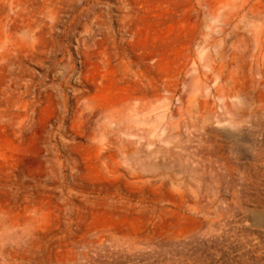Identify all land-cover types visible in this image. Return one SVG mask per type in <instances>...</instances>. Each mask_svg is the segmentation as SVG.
Wrapping results in <instances>:
<instances>
[{"label": "rangeland", "instance_id": "374dc122", "mask_svg": "<svg viewBox=\"0 0 264 264\" xmlns=\"http://www.w3.org/2000/svg\"><path fill=\"white\" fill-rule=\"evenodd\" d=\"M0 264H264V0H0Z\"/></svg>", "mask_w": 264, "mask_h": 264}, {"label": "bare ground", "instance_id": "6f19581e", "mask_svg": "<svg viewBox=\"0 0 264 264\" xmlns=\"http://www.w3.org/2000/svg\"><path fill=\"white\" fill-rule=\"evenodd\" d=\"M19 1V0H18ZM47 8V7H46Z\"/></svg>", "mask_w": 264, "mask_h": 264}]
</instances>
